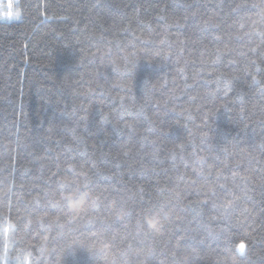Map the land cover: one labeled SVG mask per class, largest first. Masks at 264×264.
<instances>
[{
	"label": "trees",
	"instance_id": "16d2710c",
	"mask_svg": "<svg viewBox=\"0 0 264 264\" xmlns=\"http://www.w3.org/2000/svg\"><path fill=\"white\" fill-rule=\"evenodd\" d=\"M15 9L0 21V264H264V0ZM62 183L87 185L86 210L57 205Z\"/></svg>",
	"mask_w": 264,
	"mask_h": 264
},
{
	"label": "snow or ice",
	"instance_id": "6c2138e0",
	"mask_svg": "<svg viewBox=\"0 0 264 264\" xmlns=\"http://www.w3.org/2000/svg\"><path fill=\"white\" fill-rule=\"evenodd\" d=\"M201 174L197 173V177H199ZM192 184H196L197 180L193 179L191 181ZM87 187L86 184L84 185H80V184H75V185H68L67 188L65 187V184L62 183L60 185V200L57 201V205L60 204L61 202H64L65 206L68 208L69 211H73L75 210H86V209H82L80 206L83 204L85 198L88 196V192L85 191L84 189ZM221 188H223V185H220ZM67 191L68 195H64L63 192ZM211 193L212 196L216 195L215 189L212 187H209L207 189V191H205L203 194L205 196H208V193ZM98 199V197H97ZM95 203V201H93V204ZM232 203V201H228V204L230 205ZM56 205H54L55 207ZM215 203H213V207H215ZM110 213L113 214V216L118 220L120 218V216L122 214H126L124 212V209L122 206H119L115 209L109 208L108 209ZM168 213L165 211V207H161L159 209V212L152 216L150 219H147L146 221V226L147 229L149 231L155 232V231H159V228L163 227V224H161L158 220V216L164 215L166 216ZM137 227L138 228H143L145 227V220L143 217L137 219ZM100 236H103V234H97ZM114 239V237H113ZM101 244L103 248H106L108 245L107 243H104L103 240H101ZM239 251L243 252L245 250V245L244 244H240L239 246Z\"/></svg>",
	"mask_w": 264,
	"mask_h": 264
},
{
	"label": "rangeland",
	"instance_id": "374dc122",
	"mask_svg": "<svg viewBox=\"0 0 264 264\" xmlns=\"http://www.w3.org/2000/svg\"><path fill=\"white\" fill-rule=\"evenodd\" d=\"M17 0H0V21H14L16 19H5V13L8 11V6L11 5V10L13 15L18 12V9H15V4Z\"/></svg>",
	"mask_w": 264,
	"mask_h": 264
},
{
	"label": "clouds",
	"instance_id": "9594fccd",
	"mask_svg": "<svg viewBox=\"0 0 264 264\" xmlns=\"http://www.w3.org/2000/svg\"><path fill=\"white\" fill-rule=\"evenodd\" d=\"M19 7V5L17 4V8ZM5 19H9V18H12V19H19L20 18V15H19V12L15 13V15H13V12L11 10V5L8 6V11L5 13V16H4ZM97 254H103L104 251H105V248H103L102 246L100 247H97L94 249ZM229 260L231 261V264H235V260L236 258L234 256L232 257H229Z\"/></svg>",
	"mask_w": 264,
	"mask_h": 264
}]
</instances>
